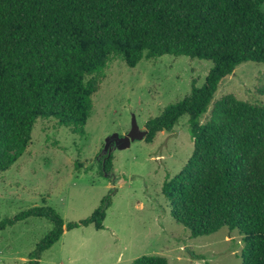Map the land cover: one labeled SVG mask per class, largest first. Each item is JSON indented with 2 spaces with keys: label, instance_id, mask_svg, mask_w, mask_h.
Here are the masks:
<instances>
[{
  "label": "trees",
  "instance_id": "obj_1",
  "mask_svg": "<svg viewBox=\"0 0 264 264\" xmlns=\"http://www.w3.org/2000/svg\"><path fill=\"white\" fill-rule=\"evenodd\" d=\"M264 0H0V173L10 171L33 140L40 120L85 137L94 97L114 58L129 68L166 56L213 63L202 88L146 125L145 141L171 133L189 118L192 158L162 192L191 238L238 231L242 264H264V105L234 95L219 101L220 84L247 63L264 65ZM264 94V91L261 92ZM21 151H6L9 143ZM114 155L100 166L113 174ZM108 200L80 223L66 224L49 206L0 221V232L32 219L53 230L30 254L42 258L66 231L105 230ZM133 264H169L145 256Z\"/></svg>",
  "mask_w": 264,
  "mask_h": 264
},
{
  "label": "rangeland",
  "instance_id": "obj_2",
  "mask_svg": "<svg viewBox=\"0 0 264 264\" xmlns=\"http://www.w3.org/2000/svg\"><path fill=\"white\" fill-rule=\"evenodd\" d=\"M212 69L213 63L188 57L145 60L134 69L114 58L94 97L87 135L73 134L54 120H40L20 161L0 173V221L49 206L66 224L80 223L111 200L105 230L91 225L66 231L41 263L133 264L145 256H160L169 264H242L245 244L238 231L224 228L191 238L172 217L162 192L194 154L189 118L173 132L159 134L153 144L124 142L135 122L146 132L150 120L183 101L194 85L204 87ZM263 91L264 65L247 63L220 84L215 101L234 95L264 105ZM5 149L12 155L21 151L14 142ZM110 153L114 171L104 178L100 166ZM52 230L50 222L32 219L0 232V264H30V254Z\"/></svg>",
  "mask_w": 264,
  "mask_h": 264
},
{
  "label": "water",
  "instance_id": "obj_3",
  "mask_svg": "<svg viewBox=\"0 0 264 264\" xmlns=\"http://www.w3.org/2000/svg\"><path fill=\"white\" fill-rule=\"evenodd\" d=\"M148 135V132H143L140 130V127L138 124L135 122L133 126V130L131 133L128 135V137L124 138V142L127 144L126 146H129L131 142H134L136 140H145Z\"/></svg>",
  "mask_w": 264,
  "mask_h": 264
}]
</instances>
